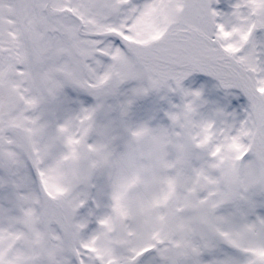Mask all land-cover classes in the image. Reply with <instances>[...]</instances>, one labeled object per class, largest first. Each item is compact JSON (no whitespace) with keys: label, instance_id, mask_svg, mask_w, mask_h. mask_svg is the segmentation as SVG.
Segmentation results:
<instances>
[{"label":"snow or ice","instance_id":"obj_1","mask_svg":"<svg viewBox=\"0 0 264 264\" xmlns=\"http://www.w3.org/2000/svg\"><path fill=\"white\" fill-rule=\"evenodd\" d=\"M260 209L264 0H0V264H264Z\"/></svg>","mask_w":264,"mask_h":264},{"label":"rangeland","instance_id":"obj_2","mask_svg":"<svg viewBox=\"0 0 264 264\" xmlns=\"http://www.w3.org/2000/svg\"><path fill=\"white\" fill-rule=\"evenodd\" d=\"M182 83L187 89L201 91L200 111L204 114H211L217 108H223L227 112L237 111L246 103L243 96L232 95L228 90L221 89L222 91L219 90L217 93L215 86H212L217 83L215 78L204 73H192ZM131 84L134 87L136 82L125 83L122 86V91L125 92ZM173 87H175L174 84ZM73 95L75 94L73 93ZM129 98H132L131 94H125L120 97V100ZM180 99L178 93L167 88H161L158 91L152 90L146 95L132 98L128 119L133 122H148L152 126L160 123L167 124L169 121L166 112L171 110L173 104L180 103ZM87 100L91 102L92 98L88 97ZM82 211L84 210L82 209ZM260 211L264 212V209H260Z\"/></svg>","mask_w":264,"mask_h":264},{"label":"bare ground","instance_id":"obj_3","mask_svg":"<svg viewBox=\"0 0 264 264\" xmlns=\"http://www.w3.org/2000/svg\"><path fill=\"white\" fill-rule=\"evenodd\" d=\"M215 81L217 82L216 85H212V86H215V91L217 93H219V90L223 89L222 87L219 86V82L215 79ZM134 82V81H133ZM132 82V83H133ZM133 87V84H131L127 90H130L131 88ZM127 90L125 91L126 94H130V92H127ZM222 91V90H221ZM241 111V108H239L236 112H240Z\"/></svg>","mask_w":264,"mask_h":264}]
</instances>
